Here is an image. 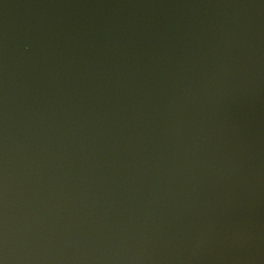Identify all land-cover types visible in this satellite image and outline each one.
<instances>
[{"label":"water","instance_id":"obj_1","mask_svg":"<svg viewBox=\"0 0 264 264\" xmlns=\"http://www.w3.org/2000/svg\"><path fill=\"white\" fill-rule=\"evenodd\" d=\"M0 264H264V0H0Z\"/></svg>","mask_w":264,"mask_h":264}]
</instances>
